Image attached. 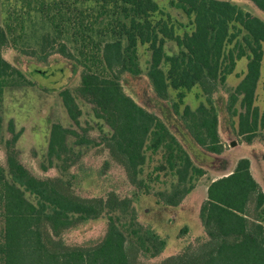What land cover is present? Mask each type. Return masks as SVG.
<instances>
[{"label": "trees", "instance_id": "trees-1", "mask_svg": "<svg viewBox=\"0 0 264 264\" xmlns=\"http://www.w3.org/2000/svg\"><path fill=\"white\" fill-rule=\"evenodd\" d=\"M246 1L264 14V0ZM169 3L190 18L191 31L180 33L156 0H21L5 27L0 26V92L27 75L34 78V62H65L69 72L58 90L70 117L79 123L82 113L68 88L75 86L93 104L95 115L111 126V153L132 176H138L146 150L164 148V163L156 170H168L178 179L173 192L159 193L150 211L141 206L147 225L137 226L132 215V225L124 230L122 216L105 212V202H110L109 211L120 206L126 214L131 198H118L115 192L107 200L83 197L70 180L36 177L17 157L15 144L22 132L11 121L7 167L0 164L1 264H140L139 255L159 258V264H264V133L261 142L255 141L264 129V113L255 105L264 62V19L236 0ZM168 41L175 42V52H167ZM34 43L41 50L37 58ZM9 45L31 53L18 52L14 64L3 54ZM139 46L151 54L147 73L139 67ZM241 58L247 59L246 71L227 97L218 84L226 82ZM195 86H201L209 105H185L182 111ZM169 89L177 92L175 99ZM1 126L0 117V136ZM70 135L79 136L52 124L49 167L54 160L71 162ZM83 142L92 140H76ZM191 145L212 164L200 162ZM205 169L216 178L196 222L181 202L193 188L186 183L203 176ZM170 209L176 212L171 218ZM104 215L108 227L101 239L84 245L64 240L65 232ZM173 224L180 227L172 231ZM192 224L200 228L197 246L189 241Z\"/></svg>", "mask_w": 264, "mask_h": 264}, {"label": "rangeland", "instance_id": "rangeland-1", "mask_svg": "<svg viewBox=\"0 0 264 264\" xmlns=\"http://www.w3.org/2000/svg\"><path fill=\"white\" fill-rule=\"evenodd\" d=\"M156 1L164 12L171 16L176 26L180 27L178 29L180 33H183L185 29L192 30L190 18L184 11L171 6L169 0ZM236 2L243 9L264 19V14L259 12L250 2L246 0H236ZM20 5L21 0H0V26L5 27L10 11ZM29 40L34 42L36 37ZM33 45L36 48V53L33 57L37 58L41 54L40 46L37 43ZM17 47H20V45ZM17 47L9 45L3 50L4 56L14 62V64L15 55L18 52H21L20 54L23 56L30 55L29 53H31L30 50L24 52ZM166 50L168 53L175 52L177 50L175 42L168 41L166 43ZM138 55L139 67L142 73H147L150 65V51L147 50L146 46H139ZM46 62H34L30 72L35 67L45 68V66L51 65V63L47 64ZM58 63L65 68V73L61 72L59 76L66 75L69 72V64L65 62ZM246 66V58H241L237 61L235 71L228 75L226 82L222 85L218 84L220 85L221 93H224L228 97L234 91L244 76ZM25 75L27 74L25 73ZM32 76L34 78L27 75V79L21 83L6 85L0 92V117L2 120L0 164L7 167L6 141L12 137V133L9 130V124L12 121L15 131L22 132L15 144L17 157L33 175L38 178L61 177L65 180H70L74 184L73 189L75 192L83 197H102L107 200L110 194L115 192L118 198H131L132 206L128 213H121L120 206L115 208L114 211H109L107 205L110 202L108 201L105 202V212H110L114 216L118 214L122 216L120 222L124 230H129L127 228L132 225V215L136 216L137 226L138 224L147 225L149 218L144 214L141 206H144L147 211H150L148 207L154 206L155 201L160 197L159 193L173 192L175 185L178 183L177 176L170 171L156 170L158 164L161 162L164 163L162 152L164 150L166 151V149L161 148L157 153L146 150L145 163L141 166V170L135 178L128 171L127 166L117 161L111 153L107 143V138L112 135L113 131L111 126L105 120L95 115L93 104L80 97L75 90V86H69L68 88L77 97V103L82 113L78 118L79 123H76L70 117L63 103L60 90H58L65 76L62 78L57 77V79L49 78L45 82H41L42 78L35 74ZM52 88L56 89L53 90ZM176 95L177 92L175 90L169 89V96L171 98L175 99ZM202 103L209 105L207 95L203 92L201 86H195L191 91L187 92L181 110L183 111L185 105H189L191 109H196ZM255 105L259 107L260 113H264V62L256 89ZM236 107L242 110L239 102H237ZM233 119L237 120V117H233ZM54 123H60L66 128L75 130L79 136L70 135L67 139L69 146L73 148L71 162L64 165L62 161L54 160L53 166L49 167L50 163L47 152L51 127ZM263 133L264 129H261L255 141L261 142ZM83 136L90 138L92 142L89 144L85 142L83 144H77L76 140ZM226 148L229 149L230 147L227 145ZM192 149L200 162H205L206 165L212 164V159L210 158L208 161L206 154L194 146H192ZM241 152L243 150H237L236 154ZM213 178H216L214 173L210 169H205L203 176H196L191 183H186V187L193 184V188L185 195L181 204L184 205L183 208L185 210L190 212L189 216L196 222L201 206L207 199L208 185ZM146 192L148 196L144 198L143 194ZM137 196H139V200ZM174 213L176 212L170 209L167 214L171 218ZM189 222L193 223V220ZM2 225L3 222L0 218V227ZM177 226L173 224L170 229L173 231L180 227L178 226L177 228ZM192 226L193 236L192 238L189 237V241H194V245L197 246L198 243L194 237L199 233L200 228L198 224H192ZM107 227L108 219L104 215L102 219L89 221L81 224L74 230L65 232L63 238L71 245L93 243L105 235ZM160 262L159 258L147 260L139 255L140 264H159Z\"/></svg>", "mask_w": 264, "mask_h": 264}, {"label": "water", "instance_id": "water-1", "mask_svg": "<svg viewBox=\"0 0 264 264\" xmlns=\"http://www.w3.org/2000/svg\"><path fill=\"white\" fill-rule=\"evenodd\" d=\"M65 73V68L60 65V63H53L51 65L45 66V68H33L31 72L32 75H37L42 78V82H45L48 78L57 79L62 78L63 76H59L60 73ZM62 73V74H63Z\"/></svg>", "mask_w": 264, "mask_h": 264}]
</instances>
